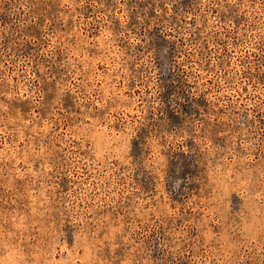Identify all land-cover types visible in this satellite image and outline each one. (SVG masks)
<instances>
[{
  "label": "rangeland",
  "instance_id": "1",
  "mask_svg": "<svg viewBox=\"0 0 264 264\" xmlns=\"http://www.w3.org/2000/svg\"><path fill=\"white\" fill-rule=\"evenodd\" d=\"M0 264H264V0H0Z\"/></svg>",
  "mask_w": 264,
  "mask_h": 264
}]
</instances>
